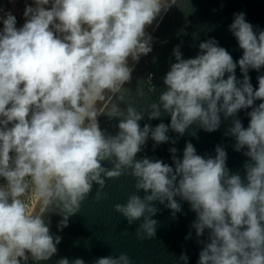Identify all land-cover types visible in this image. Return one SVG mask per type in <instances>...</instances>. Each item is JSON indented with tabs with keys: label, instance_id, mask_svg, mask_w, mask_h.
<instances>
[{
	"label": "clouds",
	"instance_id": "obj_1",
	"mask_svg": "<svg viewBox=\"0 0 264 264\" xmlns=\"http://www.w3.org/2000/svg\"><path fill=\"white\" fill-rule=\"evenodd\" d=\"M176 3L31 0L22 24L11 11L0 15V264L51 259L62 236L50 230L49 214L62 217V230L94 185L99 198L106 177L125 173L136 178L137 191L114 207L129 225L142 220L141 238L156 235L160 209L154 202L175 217L187 201L196 213V237L207 230V239H198L204 246L197 264H264V28L249 22L245 12L234 13L228 28L243 49L238 60L215 37L201 41L195 57L185 58L181 40L158 101L144 110L128 104L126 111L117 102L125 100L136 64L153 51L158 38L150 29ZM251 69L259 73L258 87ZM148 83L154 91L152 74ZM136 93L145 95L139 85ZM250 107L245 127L239 113ZM166 113L170 124H140L145 116L152 120ZM102 114L119 118L118 132L100 126ZM222 117L231 119L224 134L235 139L234 150L249 158L243 177L228 167L222 144L207 156L191 140L182 157L171 147L173 164L137 158L149 138L153 148L175 144L193 125L218 130ZM170 130L179 136H170ZM188 262L181 253L177 264ZM56 264L87 262L63 256ZM91 264H132V259L121 252Z\"/></svg>",
	"mask_w": 264,
	"mask_h": 264
},
{
	"label": "water",
	"instance_id": "obj_2",
	"mask_svg": "<svg viewBox=\"0 0 264 264\" xmlns=\"http://www.w3.org/2000/svg\"><path fill=\"white\" fill-rule=\"evenodd\" d=\"M192 7L195 9L193 12H191ZM241 11L246 13V19L253 25L264 28V0H191V2L177 0L159 25H154V30L150 29L158 39L154 43L153 51L143 56L136 64L133 79L126 84L129 91L125 100L117 101L121 108L126 111L127 105L132 104L138 110H144L148 104L158 101L160 93L166 88L163 77L170 69L171 63L175 61L173 48L181 43V40H183L181 51L185 58L195 57L200 51L198 44L209 37H215L220 45L226 47L234 59L238 60L243 54V49L239 47L237 39L228 26L234 19V13ZM183 29L186 31H182ZM236 72L237 76L242 78L243 73L240 72L239 65ZM149 74H152L154 91H149ZM258 74L255 69L249 72L254 87H258ZM138 85L143 87L144 96L137 95ZM247 111H251V107L247 110L242 109L239 113L245 127L250 120L246 115ZM170 120V114L166 113L152 120L145 116L140 124L143 126L145 123H151L155 126L160 122L170 124ZM99 121L100 126L111 133L115 134L119 131L117 126L119 118L110 120L102 114ZM230 123V118L223 120L222 117L221 127L212 132L193 125L175 144L169 141L155 148H153L154 141L149 138L143 151L137 154V158L147 155L173 164L172 154L169 152L171 147H177L179 149L177 155L182 157L186 142L191 140L197 152L207 156L215 155V146L222 144L228 153V167L232 172H238L243 177L244 163L249 158L243 154V151L234 150L235 139L224 134ZM194 129L196 135H192ZM169 135L175 137L179 136V133L170 130ZM104 163L109 168L113 166L109 161ZM105 180L101 196L97 198L99 185H94L91 193L81 202L78 212L69 217L68 225L62 230L58 228V221L62 217L55 213L49 214L50 230L61 235L62 240L58 245V253L41 264H56L63 256L70 259L83 257L87 264H91V261L100 256L118 255L121 252H126L131 257L132 264H177L178 257L184 252L189 256L188 264H197L199 252L204 246L198 243V239H207V230L204 236L196 237L195 229L192 228L196 213L191 210L187 201H182V211L175 217L171 215V209L158 201L154 202L160 209L154 216L158 221L156 235L141 238L137 235V228L142 220L129 225L125 217L114 207L116 203L125 202L129 194L137 191L136 178L130 173H125L118 177H106ZM139 194L143 196L144 190H140ZM189 231L192 232V238L186 239Z\"/></svg>",
	"mask_w": 264,
	"mask_h": 264
},
{
	"label": "rangeland",
	"instance_id": "obj_3",
	"mask_svg": "<svg viewBox=\"0 0 264 264\" xmlns=\"http://www.w3.org/2000/svg\"><path fill=\"white\" fill-rule=\"evenodd\" d=\"M28 3H31V0H0V15L11 11L17 16L18 23L22 24L25 19L23 13Z\"/></svg>",
	"mask_w": 264,
	"mask_h": 264
}]
</instances>
